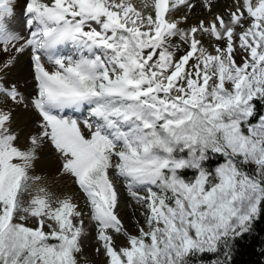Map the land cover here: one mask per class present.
<instances>
[{
	"label": "snow or ice",
	"instance_id": "snow-or-ice-1",
	"mask_svg": "<svg viewBox=\"0 0 264 264\" xmlns=\"http://www.w3.org/2000/svg\"><path fill=\"white\" fill-rule=\"evenodd\" d=\"M195 7L0 0V51L29 53L32 85L0 63V264H80L89 229L105 264H232L264 219V0H201L211 19L188 25ZM17 109L36 117L22 144ZM46 147L83 208L33 174Z\"/></svg>",
	"mask_w": 264,
	"mask_h": 264
},
{
	"label": "rangeland",
	"instance_id": "rangeland-1",
	"mask_svg": "<svg viewBox=\"0 0 264 264\" xmlns=\"http://www.w3.org/2000/svg\"><path fill=\"white\" fill-rule=\"evenodd\" d=\"M196 7L193 9L192 13L189 14V19L187 21L188 25H191L194 22H197L199 19H204L207 15H209L204 9L201 7V0H191ZM214 7L212 8L213 13H223L226 10V6L232 3V0H213ZM15 14L17 17V21L21 20V7L20 5H16ZM16 31H18L21 37L27 38L28 32L23 28L22 24L17 23ZM62 53L69 54L70 48H62ZM10 56H15V63L10 69L5 73L6 80L5 83H16L21 87V91L26 94L31 90L32 85L30 81V65H29V53L26 52L21 55H16L13 49H9L8 53H4L0 51V63L8 60ZM239 62V61H238ZM79 116L80 114H74ZM86 115V112H85ZM82 118V117H81ZM13 119L15 121L14 127L23 129L21 134V144L25 139V136L28 132L34 131V121L36 117L33 116L31 112H24L21 109H17L14 113ZM46 161V162H45ZM60 164L55 155L52 154L51 150L47 147L40 152V159L35 162V170L34 175L40 176L43 180L50 179L53 181L52 187H54V195L61 196L64 190L69 191V195L74 197V202L80 205L81 208L84 207V198L83 194L79 192L77 186L72 182V180L66 176L59 175ZM41 179V180H42ZM117 189L121 195V204H120V217L125 224L127 230L131 234H135L133 229L134 221L139 218L141 220V224L143 223V219L139 216V206L132 203L127 198V193L124 189L123 184H118ZM88 220L85 218V225L87 227ZM89 236L86 237L83 241V253L82 258L80 260V264H105L104 257L102 255H98L95 251L96 243L94 242V230L89 229ZM123 244L122 240H117V246Z\"/></svg>",
	"mask_w": 264,
	"mask_h": 264
},
{
	"label": "trees",
	"instance_id": "trees-1",
	"mask_svg": "<svg viewBox=\"0 0 264 264\" xmlns=\"http://www.w3.org/2000/svg\"><path fill=\"white\" fill-rule=\"evenodd\" d=\"M232 264H264V219L257 222L251 235L235 245Z\"/></svg>",
	"mask_w": 264,
	"mask_h": 264
},
{
	"label": "bare ground",
	"instance_id": "bare-ground-1",
	"mask_svg": "<svg viewBox=\"0 0 264 264\" xmlns=\"http://www.w3.org/2000/svg\"><path fill=\"white\" fill-rule=\"evenodd\" d=\"M205 18V20H209V19H211V16L210 15H207L206 17H204ZM46 162V161H45ZM41 186H43V187H45L50 193H54V187H52V185L54 184L53 183V181L51 180L50 181V179H48V181L47 180H41ZM53 183V184H52ZM54 186V185H53ZM69 191H67V190H64L63 192H62V196H65V195H69Z\"/></svg>",
	"mask_w": 264,
	"mask_h": 264
}]
</instances>
